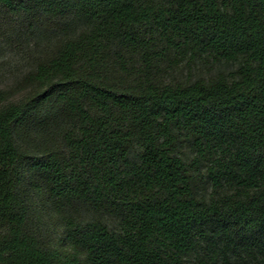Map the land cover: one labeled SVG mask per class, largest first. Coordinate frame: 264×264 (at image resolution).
Instances as JSON below:
<instances>
[{"label": "trees", "instance_id": "trees-1", "mask_svg": "<svg viewBox=\"0 0 264 264\" xmlns=\"http://www.w3.org/2000/svg\"><path fill=\"white\" fill-rule=\"evenodd\" d=\"M0 18V264H264V0Z\"/></svg>", "mask_w": 264, "mask_h": 264}, {"label": "rangeland", "instance_id": "rangeland-1", "mask_svg": "<svg viewBox=\"0 0 264 264\" xmlns=\"http://www.w3.org/2000/svg\"><path fill=\"white\" fill-rule=\"evenodd\" d=\"M9 32V26L0 18V70L4 75V83L14 86L18 79V71L23 69L27 62V53L14 42V36L9 38Z\"/></svg>", "mask_w": 264, "mask_h": 264}]
</instances>
